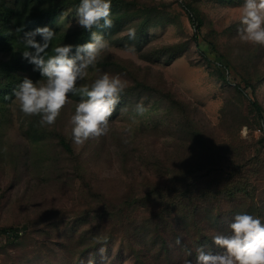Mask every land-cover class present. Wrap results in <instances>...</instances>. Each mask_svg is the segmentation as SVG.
Instances as JSON below:
<instances>
[{"label": "rangeland", "instance_id": "obj_1", "mask_svg": "<svg viewBox=\"0 0 264 264\" xmlns=\"http://www.w3.org/2000/svg\"><path fill=\"white\" fill-rule=\"evenodd\" d=\"M138 1L148 5L154 3L159 9L152 10L149 14L141 12L145 14L146 19L143 23L142 46H139L137 40H129L127 31L129 28L135 29V26L131 24L133 22L130 18L123 17L120 26L117 25L119 28L115 36H105L111 47L102 54L96 67L89 71L87 77L97 78L104 72L116 74L117 71L112 67L101 65V60L110 54L114 58L148 70L156 83L161 85L162 94H149L143 90L146 94L142 95L164 96L147 100L142 98L145 104H150V110L144 117L133 121L129 119V113L140 101L135 95L141 93L133 92V95L128 97L131 101H123L111 120V128L114 127L118 131V140L126 138L131 141L132 148L129 150H132L134 158L129 156L128 160L122 162L124 158L117 152L119 149L116 147L118 140L110 141L100 158L94 156L93 139L83 145H75L90 171L89 175L87 171L84 172L86 180L95 183L94 191L108 194L109 199L116 203L130 192L131 183L137 185L145 170L149 168L145 160L138 157L139 152L147 153L150 152L149 149L156 150L163 145L173 149L180 144L182 155L191 156V149L187 147L188 141L185 140L188 128L180 122V108L173 104L178 98L179 101H189L194 110L193 117L198 120L203 131L201 133L205 134L209 141L227 144L233 139L246 147L244 156L250 158L249 162L232 180L224 181L226 192H234L236 199L231 203L227 197L224 199V193L220 209L237 208L236 212H244L246 207L248 210L251 207L255 210L254 205L264 206V143L257 142L264 134V78L255 83V92L246 87V80L256 81L264 76V47L250 52L240 49L237 30L243 0ZM186 1L195 4L203 18L204 23L199 32H196L195 24L184 8ZM15 3L16 0H7L9 8H14ZM75 8L76 6H68L50 23L49 26L56 30V38L59 39L71 31L82 30L75 24ZM96 31L101 32L98 29ZM89 38L77 39L71 43H83ZM129 44H134V54L127 50ZM171 49L175 52L179 49L183 51L168 61L167 50ZM223 53L229 54L233 68H225ZM249 53L254 54L251 56ZM258 53L260 56L253 58ZM5 55L6 53L0 50V62L6 59ZM24 73H28L32 79L38 75L32 71V66ZM221 73L226 74L227 80ZM122 74L124 79L131 81L127 69H123ZM35 79H40L39 75ZM236 84L243 87L245 92L237 90ZM253 100L262 106L261 118L254 110ZM4 104L5 116L0 124L3 135L0 137L5 142V150L11 148L18 153L17 145H14L18 143H23L26 149L32 150L36 145L30 143L32 140L25 135L23 128L26 116L19 110L18 103ZM233 113L242 115L241 121L244 124L241 128L247 126L248 129L246 138L241 137V128L239 133L235 132ZM159 123L176 125L175 129L181 125L179 131L176 130L173 135L160 137L147 133L144 139L140 138L145 133L144 127ZM260 126L263 130L256 131ZM13 155L15 154H8V159L0 160V264H76V252L75 249L72 252V243L77 245L78 241L90 239L95 242L109 236V249L102 246L105 248V258L101 264H127L130 261L132 254L125 231L122 230L123 226L121 227L111 215L101 216L96 210L100 197H90V189L74 173L76 171L70 165V160L55 145V140H52L49 146L46 143V147L43 145L37 148V154L34 155L48 159L37 166L32 164L27 170L22 166L17 169L14 167ZM127 175H133V178L129 179ZM38 178L43 182L41 179L37 182ZM140 189L142 188L137 190ZM248 198H253L254 203L249 201V206H246L244 200ZM92 200L97 201L93 205L88 204ZM23 225L27 227L24 229ZM9 226L18 227V238L14 237L11 231L3 232L2 229ZM81 236L82 240L79 239ZM68 237L71 240L69 239L67 248L59 246L58 238ZM139 238L142 241L138 245H141L145 252L159 247V237L155 236L154 230L143 231Z\"/></svg>", "mask_w": 264, "mask_h": 264}, {"label": "trees", "instance_id": "obj_2", "mask_svg": "<svg viewBox=\"0 0 264 264\" xmlns=\"http://www.w3.org/2000/svg\"><path fill=\"white\" fill-rule=\"evenodd\" d=\"M78 4L79 0H16L15 7L9 8L7 0H0V50L6 53V59L0 62V124L4 119L3 116H5L4 103H10V101L5 100V96L11 93L12 89L20 82L19 78L23 79L24 76H29L28 73L24 72L29 71L31 68V65L21 58V53L19 52L23 49V44L21 43L23 31L33 30L38 26L50 25L53 19L60 15L65 8L77 6ZM184 8L195 24L196 32H199L201 25L204 23L203 18L199 14V9L191 1L184 2ZM156 9L158 7L154 3L148 5L138 0H112L111 14L114 26L111 29L98 30H101L108 38H113L120 26L119 24L122 23L123 17L130 18V21L133 22L131 24L136 29L135 40L139 41L138 44L141 47L143 23L146 22L145 14L141 12L149 14ZM149 17L150 15H148ZM94 30L96 31L97 29ZM87 37H90V33L85 30L65 33L59 39L55 37L47 50V54L53 55L52 49L57 45L71 43V41L76 42L77 39L86 40ZM37 39H40L39 36ZM194 40H197L196 35ZM238 43L241 50L244 49L249 52L254 49L261 50L264 47L245 43L240 39ZM182 51L180 49L176 52L172 49L167 50V60L171 61L176 56H179ZM249 54L252 56L254 53ZM258 56H260L259 53L253 58L257 59ZM229 57L227 53L222 54V58L226 61L225 68L227 69L233 68L232 60ZM101 65L107 68L112 67L120 74L123 73V69H127L130 73L129 76L132 78L128 82L129 87L122 96L120 104L110 118L111 120L115 117V113L118 112L123 101L130 100L128 97L131 94L133 95V92L134 94L138 91L141 92L139 95H135V98L139 100L164 96L142 95V93L162 94L161 85L156 83L151 73L146 69L132 65L127 61H122L119 58H114L110 54L101 60ZM129 65L132 67H129ZM262 71L264 72V69ZM117 72L116 74H118ZM38 75L34 76V79ZM221 75L227 80L226 74L221 73ZM89 78L86 77L78 83L80 85H90L95 78ZM263 78L264 76L256 81L246 80V87H250L255 92V83ZM235 86L240 92H245L244 88L240 87L239 84ZM143 90L146 93L142 92ZM78 99V96H73L71 101L62 109L56 123L50 127L40 126L39 117L26 116L23 125L24 133L32 140L30 143L36 146L29 150L23 146V143L14 144L17 145L16 150L18 153H16L11 148L5 150V142L0 137V160L8 159L7 155L14 153V167L17 169L22 166L26 167L27 170L32 164L37 166L48 159L34 155L37 154V148L43 145L46 147V143L49 146L52 140H55V145L70 160V165L76 171L74 173L90 189V197L91 195L100 197L101 201H98L99 204L96 210L100 212L101 216L111 215L116 219V222L121 224V227L123 226L122 230L124 229L125 231L126 239L130 245V253L132 254L127 264H187L188 260L195 261L197 249L200 245H206L209 250L215 251L216 249L212 245V237L218 232L227 233L229 230L228 226L234 215L240 213L236 212L237 208L222 210L219 205L224 193H226L223 195L224 199L227 197L226 199L229 202L232 203L236 199L234 198V192L232 194L226 192V182L224 181L232 180L242 170L241 168L249 162L250 158H245L244 156L246 151L244 144L238 143L233 139L227 144L209 141L207 136L201 133L203 131L198 120L193 117L194 110L191 108L189 101H179L177 98L173 101V104L180 108V122L188 128L185 140L188 141L187 147L191 149V156L182 155L180 144L173 149L163 145L156 150L149 149L150 152L147 153L139 152L138 157L145 160V164L149 166V171L145 170L144 176L137 183L138 186L136 183H129L130 192L115 203L109 199L108 194L98 191V189V192L93 190V188H96L93 185L95 183L91 180L87 181L86 173H84L87 171V175H89L90 171H88L85 162L81 159L76 149V144L72 143L70 139V117L75 111V103ZM252 103L254 110L261 118L262 106L256 100H253ZM241 116L237 113H233L232 116L236 133H239L241 125L244 124L241 121ZM179 125L178 129L174 128L176 125L167 126L160 123L147 126L144 127L143 131L145 133L140 138L144 139L147 133L160 137L173 135L175 134L173 132L179 131ZM117 134L118 131L112 127L108 135L101 136L98 141L96 138L93 139L95 158L102 156L104 148L107 150L110 141L118 140L119 135ZM0 135H3L1 131ZM257 142L264 143V134ZM130 144L131 141L126 138L121 141L118 140L116 143V147L119 149V151H116L119 154L121 153L124 158L122 162L128 160L127 157L129 156H133V158L135 156L132 150H129L132 148ZM84 167L85 170H83ZM133 175H127V177L131 179ZM40 179L38 178L37 182ZM98 180L97 178L96 181ZM41 181L43 182L42 179ZM140 187L142 189L138 191L137 189ZM96 201L92 200L88 204L93 205ZM244 201L247 204L246 206H249V201L253 202V198H248ZM254 209L251 207L248 210L246 207L244 212L248 211L264 218V206L254 205ZM23 226L24 229L27 227V225ZM2 230L3 232H13L14 237L18 238L19 236V229L16 226L5 227ZM74 230L76 231V229ZM151 230H154L155 236L159 237L160 244L159 247L145 252L146 250L141 245H138L142 241L139 237L143 231ZM178 237L181 238L180 244L176 243ZM81 238L82 236L79 239L82 240ZM69 239L71 240L70 237L66 239L58 238L59 246L67 248ZM81 242L78 241L77 245H74L75 243L71 244L72 252L74 249V252H76V264H101L105 255L102 256L99 249L103 245L109 249L108 245L111 243V236L102 237V239L95 242L91 239L82 242V244ZM75 246L78 248L76 249ZM68 247L69 249L71 248L70 244Z\"/></svg>", "mask_w": 264, "mask_h": 264}, {"label": "clouds", "instance_id": "obj_3", "mask_svg": "<svg viewBox=\"0 0 264 264\" xmlns=\"http://www.w3.org/2000/svg\"><path fill=\"white\" fill-rule=\"evenodd\" d=\"M111 6L112 0H79L75 24L89 32L90 38L79 44L57 45L52 49L53 55H48L47 50L56 37L54 28L44 25L23 31L21 58L32 66L40 79L24 76L5 96V100L18 103L25 116L39 117L42 127L53 126L64 106L73 96H78L70 117V139L76 145L108 135L110 118L129 87L121 74L108 72L99 75L90 85L78 83L89 75L102 54L111 47L104 33L94 30L114 26ZM237 32L242 42L264 46V0H243ZM127 35L134 41L136 29L129 28ZM127 50L134 54V44L127 45ZM149 110L150 104L141 99L131 109L129 119L136 121ZM247 133V126L242 127L241 137L246 138ZM228 229L227 233L218 232L212 237L215 251L200 245L195 261L188 260L187 264H264V218L240 212L234 215ZM176 243H181L180 237ZM99 252L103 256L105 248L101 247Z\"/></svg>", "mask_w": 264, "mask_h": 264}, {"label": "built area", "instance_id": "obj_4", "mask_svg": "<svg viewBox=\"0 0 264 264\" xmlns=\"http://www.w3.org/2000/svg\"><path fill=\"white\" fill-rule=\"evenodd\" d=\"M262 130H263L262 126H260V127H258V128L256 129V131H259V132H261Z\"/></svg>", "mask_w": 264, "mask_h": 264}]
</instances>
